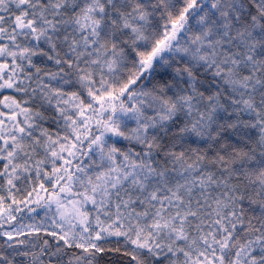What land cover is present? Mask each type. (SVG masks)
Listing matches in <instances>:
<instances>
[{"label":"snow or ice","instance_id":"1","mask_svg":"<svg viewBox=\"0 0 264 264\" xmlns=\"http://www.w3.org/2000/svg\"><path fill=\"white\" fill-rule=\"evenodd\" d=\"M0 264H264V0H0Z\"/></svg>","mask_w":264,"mask_h":264}]
</instances>
